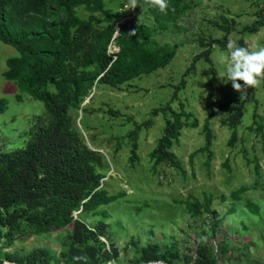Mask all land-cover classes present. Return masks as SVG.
<instances>
[{
	"label": "rangeland",
	"instance_id": "374dc122",
	"mask_svg": "<svg viewBox=\"0 0 264 264\" xmlns=\"http://www.w3.org/2000/svg\"><path fill=\"white\" fill-rule=\"evenodd\" d=\"M105 2L117 13L121 10L120 3L124 6L129 3ZM185 3L188 10L166 31L156 30L154 34L160 45L178 46L168 66L119 88L96 84L91 100L83 102L82 110L70 112L86 145L104 157L108 168L101 181L103 189L110 195L122 194L115 202L100 207L105 217L98 214L83 220L89 225L104 221L110 226L111 238L101 239L106 246L114 244L118 264H128L137 256L136 248L147 244H157L162 252L170 249L193 255L198 243L212 246L220 256L219 264H264V75L255 85H248L246 96L241 98L230 81L223 82L224 66L217 60L218 51L228 52L226 45L231 39L243 38L247 47L264 43V28L252 35L238 33L255 19L254 12L259 7L256 0H185ZM135 14L132 22L154 26L138 6ZM224 21L234 22V29L226 35L225 48L218 44L208 47L210 41L222 40L225 34L219 26ZM207 49L211 64L200 58L193 67L194 59ZM17 56L13 47L0 41V99L7 102V109L0 114L3 151L24 147L30 132L38 125V118L45 115L42 102L21 93L14 81L2 76L7 59ZM183 79L184 85L180 86ZM237 100L243 102L242 118L235 126V139L231 140L232 129L225 121L233 113ZM167 104L175 112L182 108L191 113L190 122L193 119L199 122L197 128L182 129L179 143L172 147L182 171L165 163L153 167L149 159L168 117L163 111L155 114L153 110ZM210 114L214 137L211 161L207 163L205 153L195 154L190 161V155L204 146L202 126ZM253 120L256 123L252 125ZM148 121L149 127L137 131L138 160L131 164V140L127 136L136 130V125ZM240 188L245 190L236 200L231 194ZM208 196L213 200L211 214L203 212L202 216L192 218L183 202L194 197L202 203ZM247 203L256 204L260 215L246 209ZM231 206L237 210L227 214ZM216 220L221 222L213 227ZM70 231V227L53 229L48 234L14 242L11 247H0V253L20 255L43 249L54 260L61 241Z\"/></svg>",
	"mask_w": 264,
	"mask_h": 264
},
{
	"label": "trees",
	"instance_id": "16d2710c",
	"mask_svg": "<svg viewBox=\"0 0 264 264\" xmlns=\"http://www.w3.org/2000/svg\"><path fill=\"white\" fill-rule=\"evenodd\" d=\"M256 1L259 8L254 12L255 19L241 27L239 34L252 35L264 28V0ZM136 2L154 26L132 21L123 25L117 38L120 54L105 71L106 47L114 24L121 17L108 8L105 0H0V41L18 52L17 57L7 59L2 76L14 81L21 93L42 102L45 107V115L38 118V125L30 132L24 147L13 151L0 148V247H11L14 242L48 234L53 229L71 228L54 260L48 251L32 249L20 255L0 253V264L4 260L20 264H106L118 258L114 244L106 246L101 239L111 238L110 226L104 221L89 225L83 218L98 214L105 217L100 207L115 202L122 194L110 195L103 189L101 181L108 168L104 157L86 145L70 112L82 110L83 102L91 100L96 84L119 88L165 68L175 57L178 46L160 45L154 34L156 30L166 31L168 25L188 10L185 0H168L166 12L148 7V0ZM119 7L122 9L124 4L120 3ZM224 22L219 26L225 34L222 40L210 41L208 47L218 44L225 48L226 35L234 29V22ZM238 42L246 46L243 38ZM209 56L207 49L194 59L192 66L200 58L211 64ZM183 85L184 79L180 86ZM251 99L256 107L255 98ZM235 103L233 113L225 121L232 129L231 140L235 139V126L242 118L243 102ZM6 109L7 102L0 99V114ZM159 111L168 117L149 159L153 167L165 163L182 171L172 147L179 143L182 129L197 128L199 122L197 119L190 122L191 113L182 108L175 112L168 104L153 113ZM211 117L210 114L202 126L204 146L190 155V161L197 153H205L207 163L211 161L214 138ZM253 117H257L255 112ZM255 123L253 120L252 125ZM150 125L151 121L136 125V130L127 136L131 140V164L138 160L137 131ZM255 168L259 169L257 163ZM244 190L240 188L231 195L239 200ZM212 201V196L205 197L202 203L187 197L183 203L189 215L198 218L203 212L211 214ZM245 208L255 216L260 215L256 204L247 203ZM236 210L231 206L227 214ZM220 222L213 221V227ZM136 252L137 256L128 264L150 260H161L165 264L175 261L180 264L220 263L214 248L203 243L196 244L193 255L170 249L162 252L157 244L136 248Z\"/></svg>",
	"mask_w": 264,
	"mask_h": 264
},
{
	"label": "clouds",
	"instance_id": "9594fccd",
	"mask_svg": "<svg viewBox=\"0 0 264 264\" xmlns=\"http://www.w3.org/2000/svg\"><path fill=\"white\" fill-rule=\"evenodd\" d=\"M135 6L136 0H133V7ZM147 6L166 12L168 0H148ZM226 47L227 53L223 50L217 53V60L224 66L221 75L226 79L222 78L223 82L230 81L232 88L241 94V98H244L246 87L255 85L258 78L264 75V43L247 47L241 45L238 40L231 39Z\"/></svg>",
	"mask_w": 264,
	"mask_h": 264
},
{
	"label": "built area",
	"instance_id": "2783aa9c",
	"mask_svg": "<svg viewBox=\"0 0 264 264\" xmlns=\"http://www.w3.org/2000/svg\"><path fill=\"white\" fill-rule=\"evenodd\" d=\"M128 4H126L120 11L121 17L118 18L114 24V32L107 44L106 47V57L108 60L107 67L105 71H107L118 59V55L120 54V46L117 43V38L119 35L120 28L133 21L134 18L136 17L135 10L136 6L133 7V0H128ZM3 264H20L16 261H9V260H4ZM106 264H118L115 260H109L106 262ZM140 264H165L161 260H150V261H145L141 262Z\"/></svg>",
	"mask_w": 264,
	"mask_h": 264
},
{
	"label": "water",
	"instance_id": "95a60500",
	"mask_svg": "<svg viewBox=\"0 0 264 264\" xmlns=\"http://www.w3.org/2000/svg\"><path fill=\"white\" fill-rule=\"evenodd\" d=\"M88 100V99H87Z\"/></svg>",
	"mask_w": 264,
	"mask_h": 264
}]
</instances>
